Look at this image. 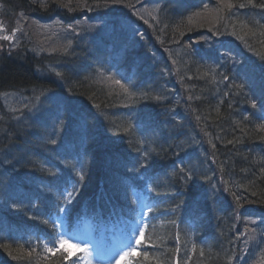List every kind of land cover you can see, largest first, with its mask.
<instances>
[{
	"label": "trees",
	"instance_id": "16d2710c",
	"mask_svg": "<svg viewBox=\"0 0 264 264\" xmlns=\"http://www.w3.org/2000/svg\"><path fill=\"white\" fill-rule=\"evenodd\" d=\"M2 1L12 18L23 11L29 19L40 22L41 19L56 18L63 23H72L80 17L92 22L91 17L97 14L95 9L103 8L97 6L103 0ZM130 1L108 0L107 4H129ZM198 2L165 0L160 12L151 17L155 40L162 38L160 44L164 50L159 47L149 49L154 43L150 26L141 27L136 37L126 33L107 37L101 31L89 32L87 29L76 35L69 47L55 44L54 50L59 53L49 60L20 52H15L12 57L3 56L0 60V90L29 87L46 92L49 89L62 90L63 87L70 98L78 97L92 104L91 139L94 137L96 146L90 150L85 180L89 174L92 180L90 191L100 186L117 188L124 173L123 167L130 162L129 157L125 163L127 150L135 158L140 151L138 148L136 156V146L140 147V144L137 133L135 135L131 129L134 120L131 125V120H124L118 112V107L124 106L120 102H126L125 91L110 86L104 78L113 76L115 62L122 52L127 62L123 68L126 67L129 79L136 81L139 87L129 94L134 98L127 102L133 115L136 102H153L151 109L154 112L150 111L149 115L154 121L151 123L154 132L150 130L152 138L146 139L145 148L154 164L151 165L152 171L166 169L161 177L164 190H170L177 198H199L198 210L204 214L205 228L212 231L213 248L205 257V264H225L230 261L228 247L236 234V210L231 208L228 211L216 201L217 196L223 199V195L215 182L214 185L207 183L212 177L218 180L213 171L222 176L221 189L229 191L237 210L240 209L238 200L246 198L254 206V214L264 219V130L260 128L264 122L248 100V97L258 100L264 85V8L258 7L264 4V0H207L210 5L206 8L199 7ZM229 4L233 6L227 7ZM240 4L247 6L242 8ZM217 32L223 34L217 35ZM206 36L208 39L202 41ZM125 38L131 40L123 41L125 45L121 52H108L111 44H119L120 39ZM217 47L220 48L216 51ZM230 56L235 58L234 63H231ZM98 66L100 68L96 69ZM101 69L108 72L99 74ZM54 73L56 76H50ZM205 73L209 75L205 76ZM241 75L253 80L244 90L239 87L243 85ZM224 76L228 79H223ZM113 77L125 79L123 74ZM167 94L172 97H166ZM238 95H244L246 100L237 102ZM157 96L162 99L157 100ZM41 99L46 100V97ZM232 100L236 103L235 110L226 112L224 108ZM186 112L190 118L184 115ZM45 116L40 114V118L23 121L15 132L8 125L10 116L0 119V183L23 181L26 184L32 178L46 180L45 171L51 165L49 161L54 160L51 153L54 144L50 136L53 127L43 120ZM125 127L130 131L124 132ZM8 136L16 142L8 143ZM111 156L112 166L108 162ZM4 161L8 162L6 166L1 163ZM181 167L192 171L191 180L179 171ZM103 174L109 177L110 183H102ZM40 211L44 209L40 208ZM12 217L17 221L25 218L22 213ZM167 229L160 239L177 240L172 226ZM180 238L188 242L185 233ZM29 252L32 250L0 234V260H4V264H43L38 253L29 257ZM164 253L167 257L161 253L145 259L143 264H170L171 251L167 248ZM57 259L62 260L61 255L50 258V261Z\"/></svg>",
	"mask_w": 264,
	"mask_h": 264
},
{
	"label": "snow or ice",
	"instance_id": "6c2138e0",
	"mask_svg": "<svg viewBox=\"0 0 264 264\" xmlns=\"http://www.w3.org/2000/svg\"><path fill=\"white\" fill-rule=\"evenodd\" d=\"M113 2H116V0H113ZM251 2V0H249ZM108 0H103L104 6H107ZM45 7H47V4H44ZM64 7H67V5H63ZM86 6V5H85ZM97 6H100L99 4ZM233 5L229 4L227 7L231 8ZM245 4H240L239 7H246ZM2 7V5H0ZM260 8H264V4L258 5ZM154 11H159V8L157 7ZM139 15V13H137ZM149 16H152V12L148 13ZM21 16H23V13H21ZM141 19H144L143 16L140 17ZM191 19V18H189ZM4 25L0 23V29H3ZM167 27V25H165ZM19 27L15 29V31H19ZM163 31V29H161ZM223 33L217 32V35H222ZM235 34V33H233ZM14 35V33H13ZM142 35V34H141ZM4 39L11 40L12 36H5ZM67 49H65L66 51ZM175 63V61H174ZM57 75H60L57 73ZM205 76L209 75V73H205ZM109 79H111L109 77ZM215 77L213 76V80ZM223 79H228L227 76H224ZM117 84H121L120 81H115ZM121 87L124 88L125 92L128 91V89L121 84ZM239 87H243V85H240ZM6 95V94H5ZM157 100L162 99V97L157 96L155 97ZM191 99V97H189ZM253 108L257 106L256 100L250 101ZM262 108H264V96L261 97V105ZM219 111V109H217ZM260 128L264 130V125H260ZM124 132H129L130 129L125 127L123 129ZM52 144L56 143V140L51 141ZM231 143V141H229ZM215 147V145H213ZM145 161L147 159V153H144ZM142 167H146V163L141 165ZM180 172L184 173V176L191 180L193 178V173L191 170L185 169L184 167H181L179 169ZM77 179L75 182H66L65 188L62 192H60L57 196V201L55 204V212H56V218L52 219L51 221L45 219L42 220V223L45 225L51 226L53 229V232L49 234V237L46 242H41L40 247L43 248L44 255L40 256V260L43 262V264H63V261H68L71 259L72 254L68 253L67 255H62V260L57 259L55 261H50V257L48 256L49 253L55 254L56 252H60L61 249L64 250V252H67V249L64 248V245L67 243V240L65 238V235L62 232L57 231L58 227L61 225L64 218H67L71 215V204L72 201L75 199L76 195L79 191V186L81 182L84 180V174L82 171L77 172ZM175 175V173H173ZM141 179L145 180V187L152 192H155L156 189L151 187V183H154L155 180L152 177L142 176ZM151 182V183H150ZM125 196L128 201V212L132 215V218L134 219L136 223V227L132 230L131 236L133 237V241L125 246L124 249H121L119 252L116 253V255H119L121 259L124 257H132L134 255H137L136 253V247L134 245H140V246H148L151 244L152 237L149 236L147 239H145V232L149 229V221L151 219V216L149 214L154 213L155 211V202L149 203V197L146 195H143V190L140 189L138 185L135 184H128ZM238 199V198H237ZM13 207H17V205H12ZM63 214V215H61ZM37 218L38 217H34ZM247 231V230H246ZM252 235H248L247 240L245 241V245L247 247V243L250 240L255 239V232L256 229H251ZM138 234V235H137ZM177 239H179V236H177ZM29 244L31 245V241H29ZM53 245V246H50ZM153 248H155V245H151ZM82 253V256H79L76 258V260L72 261L71 264H92V256L93 253L89 247L88 244L76 245ZM178 251V250H177ZM32 252H35V248L32 249ZM32 252L27 253L29 257L32 256ZM39 255V254H38ZM144 259L149 258V252L146 249L142 253ZM201 255H203V252H201ZM16 259H19L20 257H15ZM235 257L229 256V260H233ZM113 256H109L107 259V264H112ZM128 264H132V261L129 260ZM136 264H140L139 261L136 262Z\"/></svg>",
	"mask_w": 264,
	"mask_h": 264
},
{
	"label": "rangeland",
	"instance_id": "374dc122",
	"mask_svg": "<svg viewBox=\"0 0 264 264\" xmlns=\"http://www.w3.org/2000/svg\"><path fill=\"white\" fill-rule=\"evenodd\" d=\"M98 4L100 6H104L103 3ZM108 6L112 5H107L104 7ZM153 7L154 4L144 9L146 11H151ZM0 9L7 18L6 13H4V8ZM10 17L7 18L6 21L0 20V23L4 25L3 29H0V51H5L6 48L8 51L10 48L20 47L24 45L29 47L30 45L31 49H28L33 50L37 54L43 53L47 56V58H50V56L53 55L55 44H57L58 46L65 43L69 45L70 38L73 34L77 33L78 31H82V29H84V26H89L86 22L79 21L70 28H66L63 30L64 27L58 22L41 23L35 19H29L27 16H21L20 14L18 16L16 15V17L12 21L8 22V20H10ZM18 27L20 30L15 31V29H17ZM90 29H93V26ZM5 36H12L13 38L11 40L4 39L3 37ZM153 48L155 49L154 46ZM23 97H27V95L19 91L16 93L14 92L12 94H8V96L5 97L7 100L3 104L8 110H13L15 108L20 109L28 103V99H25ZM10 167L12 168L13 165L11 164ZM12 184L18 185L21 188L26 186L23 181H12ZM6 216V214L3 215V217ZM76 245L77 244H71V246H73L74 248Z\"/></svg>",
	"mask_w": 264,
	"mask_h": 264
},
{
	"label": "bare ground",
	"instance_id": "6f19581e",
	"mask_svg": "<svg viewBox=\"0 0 264 264\" xmlns=\"http://www.w3.org/2000/svg\"><path fill=\"white\" fill-rule=\"evenodd\" d=\"M241 77H242V83L241 84H245L243 87H242V89L244 90L245 89V87L247 86V85H250L251 84V81H253L251 78H245V75H241ZM145 83V82H144ZM175 83H177V81L175 80ZM178 88H180L178 85H176ZM146 87H148V85L146 86ZM264 85H263V87H262V95L260 96V98L258 99V100H256V104H257V106L255 107V108H253V110L255 111V112H257L258 114H260V115H263L264 116V108H262L260 105H261V97L262 96H264ZM246 100V97L244 96V95H238L237 97H236V101L237 102H241V101H245ZM248 100L249 101H252V100H255V99H252V98H250V97H248ZM251 104V103H250ZM252 106V105H251ZM235 107H236V103H235V101L234 100H232V102H230L229 104H227L226 106H225V108H224V110L226 111V112H232V111H234L235 110ZM184 131V130H183ZM175 134H178V131L177 132H175ZM86 179L87 180H84L82 183H81V186L83 187V189L86 191V196L88 195V193L90 192V186H91V183H92V180L90 179V176H89V174H88V176H86ZM104 196L106 197V198H114L112 195H110V194H104ZM86 199H87V197H86ZM27 229V227L24 229V230H26ZM6 232V231H11V232H16V233H19L20 232V228L17 226V225H14V223L12 222L11 224H10V226L8 227V225L7 224H2V225H0V233L1 232ZM4 263V260H0V264H3Z\"/></svg>",
	"mask_w": 264,
	"mask_h": 264
}]
</instances>
